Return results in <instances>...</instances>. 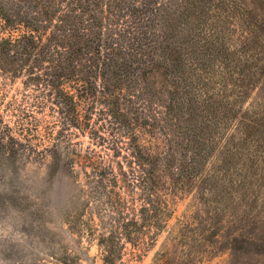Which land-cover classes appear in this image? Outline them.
<instances>
[{
	"label": "trees",
	"instance_id": "1",
	"mask_svg": "<svg viewBox=\"0 0 264 264\" xmlns=\"http://www.w3.org/2000/svg\"><path fill=\"white\" fill-rule=\"evenodd\" d=\"M0 28L9 33L0 32L1 74H22L23 84L33 89V107L41 110L48 102L58 115L55 144L63 148L72 173L74 166L83 168L90 198L100 193L102 183L115 195L103 205L110 207L112 224L114 213L123 218L125 206L110 159L91 148L82 154L67 131L75 128L107 145L109 139L92 123L94 105L102 101L108 118L101 126H111L117 145L124 143V135L132 140L143 173L141 221L119 227L138 252L154 242L172 216L164 195L182 192L196 181L203 195L224 192V168L208 175L204 163L217 136L240 113L246 121L222 152L224 163L238 156L249 160L259 148L264 153V101L249 111L241 105L248 90L264 83V0H0ZM15 30L20 33L13 36ZM155 74L170 87L157 89ZM152 102L158 103L156 109ZM21 109L17 105L10 112L14 127L0 115V149L9 147L7 155L24 147L20 139L27 140L25 132L36 120ZM135 126L136 134L124 131ZM67 217L69 225L81 221ZM181 229L182 241L199 231L190 223ZM112 241L100 239L106 264L120 259ZM156 261L181 263L167 250L157 253Z\"/></svg>",
	"mask_w": 264,
	"mask_h": 264
},
{
	"label": "rangeland",
	"instance_id": "2",
	"mask_svg": "<svg viewBox=\"0 0 264 264\" xmlns=\"http://www.w3.org/2000/svg\"><path fill=\"white\" fill-rule=\"evenodd\" d=\"M19 33L20 30L11 32L13 36ZM8 35V32L1 33V36ZM238 36L237 32L234 39ZM24 78L22 74L4 77L0 72V115L4 121L14 127L10 112L17 105L24 108L19 110H24L21 113L32 112L36 118L31 119L32 126L25 132L27 140L20 139L25 148L17 147L16 153L8 155L9 147L5 151L0 149V264H106L104 248L99 245L103 236L112 237L116 256L120 254L114 264H159L156 254L166 250L176 256L180 264H264V153L259 148L249 160L238 156L231 163H224L222 153L230 137L236 135L241 123L246 121L241 113L226 132L217 136L204 163L208 175L224 168L226 173L220 183L224 192L203 195L198 181L183 187L182 192L172 189L174 194L163 196L173 212L167 226L154 242L138 252L137 247L125 242L124 231L119 227L128 220L141 221L144 182H141L143 173L134 157L132 140L124 135V143L117 145L111 126H101L108 118L107 106L102 101L94 105L92 123L110 143L100 146L87 133L81 135L75 128L67 131L72 133V146L82 154L91 148L110 159L125 206L121 211L123 218L114 213L116 222L112 224L110 207L103 205L115 195L108 194L106 184L102 183L97 187L100 193L95 194L99 201L88 196L90 184L83 168L74 166L75 173H72L63 148L55 144L61 129L54 125L58 115L51 111L48 102L41 110L33 107V89L23 84ZM164 79L155 74L154 86L169 88ZM263 86L260 80L248 90L241 104L243 111H249L255 102L264 101ZM157 105L152 102L154 109ZM135 107L134 112L141 117L139 107ZM131 130L136 134L139 127L124 131ZM177 157L180 159L179 155ZM110 185L107 184L108 189ZM114 190L117 191L116 187ZM215 210L217 214L211 217ZM67 215L82 223L69 225ZM187 223L199 231L188 233L187 241H182L178 232ZM107 243L110 245V240Z\"/></svg>",
	"mask_w": 264,
	"mask_h": 264
}]
</instances>
